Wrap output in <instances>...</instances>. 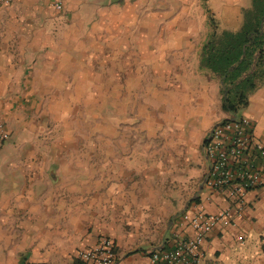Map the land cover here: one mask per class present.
<instances>
[{"label": "crops", "instance_id": "obj_1", "mask_svg": "<svg viewBox=\"0 0 264 264\" xmlns=\"http://www.w3.org/2000/svg\"><path fill=\"white\" fill-rule=\"evenodd\" d=\"M251 5L252 0H63L57 12L52 0H13L0 7V119L18 126L15 120L28 105L17 93L76 86L77 68L81 76L85 62L97 60L102 45L108 51L107 44L114 46L122 33L117 37L126 45V60L148 70L145 75L185 80L184 89L192 93L182 106L193 136L189 154L202 152L213 125L238 115L253 120V135L264 145V75L236 114L212 113L219 104L220 78L199 61L201 46L212 32L210 18L218 32L237 31L242 11ZM195 125L204 126L195 130ZM200 155L202 168L190 178L182 199L172 185L162 195L150 181H126V230L113 223V187L100 195V182H91L94 186L87 189L92 195L72 198L68 206L66 180L38 181L41 175L35 180L37 166L27 164L21 194H0V264H68V236L75 252L109 237L117 248L113 264H151V251L192 234L180 224L182 213L228 207L226 195L202 184L208 165ZM60 167L55 171L65 170ZM36 181L42 195L35 194ZM263 242L264 186L246 192L243 211L233 224H220L209 233L198 264H264ZM69 264L85 263L75 258Z\"/></svg>", "mask_w": 264, "mask_h": 264}, {"label": "rangeland", "instance_id": "obj_2", "mask_svg": "<svg viewBox=\"0 0 264 264\" xmlns=\"http://www.w3.org/2000/svg\"><path fill=\"white\" fill-rule=\"evenodd\" d=\"M117 36L114 46L107 44L108 51L102 45L97 60L85 62L81 76L77 68L76 86L17 93L26 97L28 108L15 120L18 126L7 125L9 138L0 148V194H21L26 188L20 187L26 174L22 170L32 163L37 166L35 180L39 175L38 181L47 183L66 180L68 206L72 198L90 197L87 187L99 181L100 195L113 187V223L125 230L126 181H150L162 195L172 185L182 199L190 178L203 165L202 152L188 153L193 136L182 106L192 93L184 89L185 80L145 75L148 70L126 60V45ZM218 102L212 113L222 110L221 92ZM202 126L195 125V130ZM59 166L65 170L55 171ZM38 181L36 195L41 194ZM75 249L68 236V264L76 258Z\"/></svg>", "mask_w": 264, "mask_h": 264}, {"label": "built area", "instance_id": "obj_3", "mask_svg": "<svg viewBox=\"0 0 264 264\" xmlns=\"http://www.w3.org/2000/svg\"><path fill=\"white\" fill-rule=\"evenodd\" d=\"M11 1L0 0V7ZM53 6L60 10L62 0H54ZM252 129L253 120L246 115L212 126L202 143V155L208 165L202 184L226 195L228 207L214 213L201 208L182 213L180 224L188 226L192 234L181 235L151 251V264H198L202 258L201 245L209 233L220 224H233V218L243 211L246 192L264 186V145L256 140ZM9 134V128L0 119V148ZM116 256V243L109 237L76 252V258L85 264H113Z\"/></svg>", "mask_w": 264, "mask_h": 264}, {"label": "trees", "instance_id": "obj_4", "mask_svg": "<svg viewBox=\"0 0 264 264\" xmlns=\"http://www.w3.org/2000/svg\"><path fill=\"white\" fill-rule=\"evenodd\" d=\"M210 21L212 32L201 46L200 66L220 78L221 108L236 114L264 75V69H259L264 68V0H252L251 7L242 11L237 31L218 32Z\"/></svg>", "mask_w": 264, "mask_h": 264}]
</instances>
